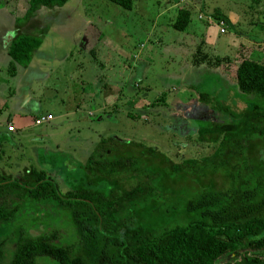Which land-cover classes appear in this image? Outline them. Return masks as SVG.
<instances>
[{
	"label": "rangeland",
	"instance_id": "rangeland-1",
	"mask_svg": "<svg viewBox=\"0 0 264 264\" xmlns=\"http://www.w3.org/2000/svg\"><path fill=\"white\" fill-rule=\"evenodd\" d=\"M26 7L27 0H0V67L6 33ZM181 7L191 12L183 30L172 26ZM216 10L227 20L224 32L207 18ZM260 23L264 0H133L131 9L110 0H67L36 10L19 28L35 34L44 28L42 42L29 71L17 72L12 84L19 89L15 101L27 92V103L35 102L40 116L49 112L54 118L0 144V173L18 175L33 164L51 173L64 193L98 140L110 135L155 145L175 161L210 154L219 135L199 128L235 117L212 100L202 101L200 93L230 111L246 108L253 97L239 93L235 68L244 57L264 60ZM197 49L211 65L194 66ZM21 227L31 235L57 228L60 241L74 237L69 220L50 203L23 200L17 217L0 226L8 251ZM36 264L59 263L40 255Z\"/></svg>",
	"mask_w": 264,
	"mask_h": 264
},
{
	"label": "trees",
	"instance_id": "trees-1",
	"mask_svg": "<svg viewBox=\"0 0 264 264\" xmlns=\"http://www.w3.org/2000/svg\"><path fill=\"white\" fill-rule=\"evenodd\" d=\"M66 1L27 0L17 26L41 6ZM190 13L179 8L172 26L185 29ZM219 15L208 16L227 21ZM44 32L13 35L10 71L29 64ZM210 59L197 49L192 63L211 65ZM234 78L239 93L253 97L242 111L200 93L235 117L199 128L219 135L210 154L175 161L155 145L110 135L98 140L64 193L33 164L18 175L1 172L0 226L17 217L23 200L44 202L59 208L74 237L60 241L57 228L31 235L21 227L10 251L0 240V264H36L40 255L59 264H264V60L242 58Z\"/></svg>",
	"mask_w": 264,
	"mask_h": 264
},
{
	"label": "crops",
	"instance_id": "crops-1",
	"mask_svg": "<svg viewBox=\"0 0 264 264\" xmlns=\"http://www.w3.org/2000/svg\"><path fill=\"white\" fill-rule=\"evenodd\" d=\"M42 7H45V6H41L40 8ZM40 8H38L37 11H39ZM206 22L212 23L213 21L212 22L206 21ZM20 26L21 25L17 26L16 24L15 29H11L10 31L6 33V38H8L9 42L17 31L23 32L19 28ZM258 28L264 29V24L260 23ZM255 39L256 38H254V41ZM259 44L260 45L264 44V41L260 42ZM7 48H8V45H7ZM6 53H7L6 61H4L5 66L2 65V67H0V144L4 141L13 140V136L16 133L24 132L26 129L32 128L35 125H37L33 122V119L36 116H40L41 114L38 111L39 110L38 105L35 102L27 103V101L29 100V94L27 92L22 91L20 93L21 94L20 100L15 101V98H16L15 93L18 92L17 90L19 89L16 86H13L12 82L15 80H13L12 78L19 71L21 75L24 76L25 73L29 71L27 69L29 64L27 66H21L17 64L15 70L10 71L9 67L7 66L10 61V56L8 54V51ZM21 82H22V86H26L28 84V82H26L25 80ZM76 105L78 106L80 105L79 101L76 102ZM53 118H51L50 120H52ZM50 120H47V121H50ZM9 124L14 125L13 130L8 128ZM0 170L5 171L4 169H0Z\"/></svg>",
	"mask_w": 264,
	"mask_h": 264
},
{
	"label": "built area",
	"instance_id": "built-area-1",
	"mask_svg": "<svg viewBox=\"0 0 264 264\" xmlns=\"http://www.w3.org/2000/svg\"><path fill=\"white\" fill-rule=\"evenodd\" d=\"M207 18H208V19H211V20L213 21V18H211L210 16H207ZM208 19H207V20H208ZM217 22H218L219 25H221L219 31H220V32H224V31H225V28L222 26V25L224 24V22H223L222 20L217 21ZM51 118H53V115L50 114V113H47L46 115L38 116V117L35 119L34 123L37 124V123H39L40 121H47V120H50ZM13 127H14V126L11 125V124L8 125V128L11 129V130L14 129Z\"/></svg>",
	"mask_w": 264,
	"mask_h": 264
}]
</instances>
